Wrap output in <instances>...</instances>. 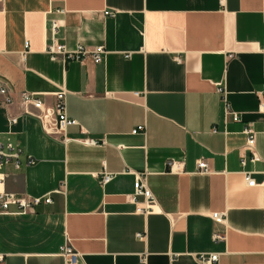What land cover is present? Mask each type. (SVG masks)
I'll return each instance as SVG.
<instances>
[{"label":"crops","instance_id":"1","mask_svg":"<svg viewBox=\"0 0 264 264\" xmlns=\"http://www.w3.org/2000/svg\"><path fill=\"white\" fill-rule=\"evenodd\" d=\"M53 41L106 52L100 63L52 57ZM0 84L14 99L0 96V142L35 159L3 165L2 188L51 199L0 215V264H64V243L83 264H201L211 252L217 264H264V0H0ZM218 87L240 121L224 120ZM21 91L46 106L65 92L78 122L66 140L23 114ZM246 123L262 159L241 165ZM138 175L145 212L129 200Z\"/></svg>","mask_w":264,"mask_h":264},{"label":"built area","instance_id":"2","mask_svg":"<svg viewBox=\"0 0 264 264\" xmlns=\"http://www.w3.org/2000/svg\"><path fill=\"white\" fill-rule=\"evenodd\" d=\"M104 14H109L108 11H103ZM56 22L51 23V29L54 33L56 30ZM28 42H24V47H27ZM47 52L52 56H61L64 59L73 60H84L85 58H90L94 63H100L103 60L105 54V48L102 45H95L91 48L84 46L81 43L76 44L73 50H66L63 44L56 42H51L47 46ZM218 91L223 92V89L218 87ZM260 107L264 108V87L259 92ZM0 96L3 97V101L6 105L12 103L13 96L9 93L8 89L0 84ZM54 103L52 106H46L43 101L34 92L21 91L18 96V101L21 106L23 114H30L36 117L42 128L50 135L59 137L61 140H66L65 129L68 125L78 124V122L69 117L66 111V101L65 92L57 91L54 94ZM223 100V118L224 120L231 119L232 121H240V115L232 110L229 101L227 100L225 92L222 95ZM17 122V117L9 115L7 118V126ZM144 130V125H138L132 130V133H137ZM242 133L245 135V144L242 149L244 151H249L250 155L246 158L245 155H241L240 163L245 165L246 161L251 162L260 161L261 156L255 151V131L253 130L250 123L244 124L242 128ZM85 142L92 143V140H84ZM35 159L25 154L22 146L18 142H12L7 140L6 142H0V215L3 214H26L32 212L36 206L43 204H48L51 202L49 194L42 196H25L21 194H15L5 191L2 188L4 181V173H2L1 168L5 164H11L14 168H19L21 163L24 162L26 165L33 164ZM171 165V162H168ZM197 168L202 172H208L207 163L203 159L196 161ZM243 178L247 186L256 185V180L252 177L251 170L242 171ZM99 182L105 184L109 182L113 174L108 172H102L97 175ZM132 192L129 194V200L134 204L135 210L143 211L149 210L152 203V195L150 190L147 188L145 183L142 181V177L139 175L135 178L132 186ZM141 198V199H139ZM11 206H15L16 210L11 211ZM212 220L216 223H221L223 221V216L219 212H212L210 214ZM141 237V234H137ZM213 240L224 238L223 235L218 233L212 234ZM60 253L64 257V264H83L81 254L76 251L71 245L64 243L60 246ZM201 264H217L218 254L211 253H200L197 257Z\"/></svg>","mask_w":264,"mask_h":264}]
</instances>
